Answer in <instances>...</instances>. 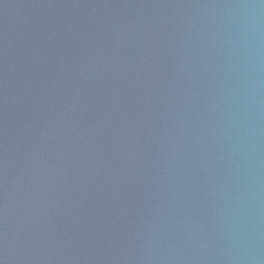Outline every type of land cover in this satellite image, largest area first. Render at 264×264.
<instances>
[{
	"label": "water",
	"instance_id": "1",
	"mask_svg": "<svg viewBox=\"0 0 264 264\" xmlns=\"http://www.w3.org/2000/svg\"><path fill=\"white\" fill-rule=\"evenodd\" d=\"M0 264H264V0H0Z\"/></svg>",
	"mask_w": 264,
	"mask_h": 264
}]
</instances>
